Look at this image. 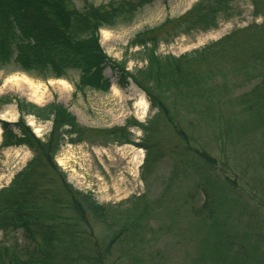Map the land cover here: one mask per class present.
I'll return each instance as SVG.
<instances>
[{
    "label": "rangeland",
    "instance_id": "374dc122",
    "mask_svg": "<svg viewBox=\"0 0 264 264\" xmlns=\"http://www.w3.org/2000/svg\"><path fill=\"white\" fill-rule=\"evenodd\" d=\"M111 1L128 0H86L94 6ZM201 1L159 0L145 7L132 24L101 30L106 34L99 32V44L108 58L123 64L125 72L135 77L147 67L145 51L148 48H129L134 36L159 26L167 18L185 15ZM257 1L258 7L253 8L251 0H234L226 11L213 16L214 28L194 30L188 35L178 33V36L159 42L154 50L158 58H178L207 47L212 49L216 42L230 37L224 45L215 47L192 65L196 74L210 81L208 85L192 93L187 101H179L180 98L175 99L170 94L163 96L165 110L179 125L187 144L160 117L146 139V144L155 146L156 150L152 149L154 161L146 170L142 167L146 156L143 149L119 144L104 133L86 134L81 141L65 143L56 155L55 163L64 173L67 184L79 192L91 194L102 207H128L132 198L140 197V201L142 196V201L155 204L153 213L138 223L133 241L117 245L114 253L108 256L107 264H209L206 256L201 258L205 231L193 227L197 224L193 214L205 207L222 214L226 208L218 205L215 193L208 204L204 192L212 194L196 186L204 176L216 177L222 184L229 185L235 193L230 195L229 204L234 205L233 199L239 204L233 208V215L251 217L249 224L256 223L264 233V111L255 117L245 110L250 92L255 90L256 93L264 77V65L260 75L254 74L249 81L238 72L262 65L254 62L252 56L255 51L264 50V0ZM73 7L82 10L83 3L74 2ZM104 75L118 94L114 95L110 88L107 93L85 91L83 96L77 94L73 99L75 73L69 76V81L62 80L66 87L55 79L43 81L20 72L0 71V97H14L39 106L55 102L67 109L84 130L101 132L122 128L126 129L131 144L144 142V133L132 126V122L147 125L158 111L130 78H126L125 87H119L111 69L106 68ZM21 77L28 83L14 79ZM259 91V96L253 94V98L264 99L263 91ZM28 96H33L35 102L29 101ZM140 98L145 108L138 106ZM209 103L216 108L208 109ZM7 113L16 115L8 122L17 121L13 103L0 105V117ZM30 122L39 126L38 134L29 126ZM25 124L38 139H43L51 127L50 123H39L31 117L25 118ZM186 148L207 154L214 161L213 169L200 174L195 170L200 165L197 160L193 159L196 167L192 163L186 166L178 163ZM137 153L142 158L135 164L133 157ZM31 158L32 153L24 146L0 151V190L9 186ZM241 225L246 230L247 223L244 221ZM93 233L104 244L111 234L100 224L93 225ZM17 242L22 243L21 234L0 233L1 244L9 246ZM260 251L264 252V244ZM262 261L264 263V258Z\"/></svg>",
    "mask_w": 264,
    "mask_h": 264
},
{
    "label": "trees",
    "instance_id": "16d2710c",
    "mask_svg": "<svg viewBox=\"0 0 264 264\" xmlns=\"http://www.w3.org/2000/svg\"><path fill=\"white\" fill-rule=\"evenodd\" d=\"M157 1H111L94 6L86 0H0V71L20 72L43 81H69V76L75 73L77 81L72 83L73 99L77 94L83 96L85 91L107 93L110 80L104 75L106 68L116 74L119 87H125L126 78H130L145 93L152 108L158 111L146 126L132 122V126L144 133V142L132 145L146 152L143 164L146 170L154 161L152 149L156 152L155 146L146 144V139L158 118L163 117L187 144L179 125L167 114L163 96L170 94V97L180 98L179 101H187L192 93L196 94L198 89L208 85L210 81L196 74L192 65L215 47L224 45L230 37L216 42L212 49L207 47L179 58L156 57V46L162 40L178 36V33L188 35L194 30L214 28L216 20L213 16L226 11L234 0H203L185 15L167 18L159 26L136 34L129 42L130 47H150L145 51L147 67L138 71L137 76H130L123 64L115 63L104 53L99 45L98 32L132 24L146 6ZM74 2H82L83 9L74 8ZM251 2L253 8L258 7L257 0ZM252 56L254 62L262 65L238 71L245 81L263 71L264 50L255 51ZM257 90L256 93L255 90L250 92L245 109L255 117L264 111V99L253 98L259 90L264 93V77ZM12 103L19 118L14 124L0 121V151L24 146L32 153V159L7 188L0 190V233H19L22 240L20 244L9 246L0 243V264H107L108 256L114 253L117 245L133 241L138 223L153 213L155 204L142 201V196L140 201V197L132 198L128 207H102L91 194L79 192L67 184L55 157L65 143L81 141L86 134L104 133L119 144H131L126 129L84 130L75 117L57 103L40 108L14 97L0 99V105ZM214 108L209 103L208 109ZM29 116L37 122H51L50 132L44 139H37L26 126L24 119ZM180 157L182 160L178 163L185 166L192 163L196 167L193 159L197 160L200 164V168L195 169L197 173L205 174L213 169L212 158L195 148H186ZM204 177L196 186L208 189L212 194L204 192L208 204L215 193L218 205L226 210L217 214L205 207L193 214V219L197 220L193 227L205 231L201 258L206 256L209 264H264V252L260 253L264 233L256 223L249 224L251 217L233 215V208L239 204L235 199L232 200L233 206L229 204L230 195H235L229 185L222 184L216 177ZM244 221L246 230L241 225ZM94 224L103 225L111 232L107 243L96 239ZM239 228L242 231L237 232Z\"/></svg>",
    "mask_w": 264,
    "mask_h": 264
},
{
    "label": "bare ground",
    "instance_id": "6f19581e",
    "mask_svg": "<svg viewBox=\"0 0 264 264\" xmlns=\"http://www.w3.org/2000/svg\"><path fill=\"white\" fill-rule=\"evenodd\" d=\"M102 32V31H101ZM106 33L105 32H102V35H105ZM16 81H18V82H20V81H22V82H27L28 83V81H27V79L25 78V77H21L20 79H18V78H14ZM58 83H60V84H62L63 86H66L67 87V85L63 82V81H57ZM32 88V87H31ZM111 91L114 93V95H116V94H118V91L116 90V88L115 87H112L111 88ZM32 95L34 96V95H36V93L34 92V93H32ZM33 96H28L29 98H28V100L29 101H32V102H35V100H34V97ZM143 98V97H142ZM142 98H140V103L138 104V106H141L142 108H145V102H143V100H142ZM12 113H7V114H5L4 116H1L0 118L2 119V120H8V121H10V120H12V119H15V117H16V115H11ZM29 126L30 127H32L33 128V130H34V132L35 133H39L40 132V128H39V126H36V125H34L32 122H30V124H29ZM1 132V131H0ZM138 153L139 154H141V152L140 151H138ZM138 153H137V155H135V157H133V162L136 164V163H140V160H141V158L138 156Z\"/></svg>",
    "mask_w": 264,
    "mask_h": 264
}]
</instances>
